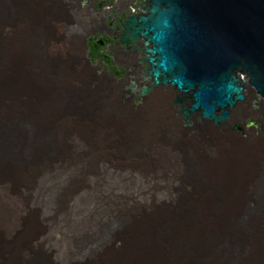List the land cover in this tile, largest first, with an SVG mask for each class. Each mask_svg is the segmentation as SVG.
<instances>
[{
	"label": "bare ground",
	"instance_id": "6f19581e",
	"mask_svg": "<svg viewBox=\"0 0 264 264\" xmlns=\"http://www.w3.org/2000/svg\"><path fill=\"white\" fill-rule=\"evenodd\" d=\"M61 1L67 3V0ZM75 1L77 14L70 16L69 30L76 33L79 28L83 49L79 50L80 40L75 43L66 40L71 46L69 53L76 55L84 68L100 71L109 86L101 89L77 81L71 93H62L57 106L69 115L56 120L61 126L97 123L82 113L91 111L98 116L103 115L104 109L120 107L122 123L174 122L178 118L161 117L174 108L184 124L197 123L211 129L209 124L231 123L233 114L238 117L240 108L249 102L247 93L248 89L251 91V84L242 76L233 98L211 101L203 95L207 81L202 75L182 71L177 61L151 47L146 12L157 0H144L137 14H131L126 5L106 12L101 1L95 2L91 9L83 0ZM63 15L59 9L58 17ZM90 37L95 38L96 48L100 47L104 53L106 67L92 65L88 55ZM1 42L2 39L0 48ZM27 56L32 64V53L28 51ZM34 67L40 73L45 66L41 60L30 65L31 75ZM27 80L28 88H32L31 77ZM116 88L120 90L119 101L113 93ZM139 113L149 117L135 118ZM106 120L118 123L109 117ZM28 122L29 127L19 124L15 112L6 108L0 99V124L8 126L0 143V264H23V256L33 246L45 248L47 255L44 259L38 256L36 264H165L169 257H175L178 241L185 240L202 223L196 201L178 203L175 200L161 208L151 205L153 187L161 181L152 176L155 168L147 167L150 175L146 178L140 168L134 174L131 173L134 167H121L118 159L103 166L108 172L101 175L92 166L88 147L83 148L87 155L68 157L69 151L60 140L63 136H59L56 149L49 151L39 120ZM236 128L241 127L236 125ZM135 133L128 135L132 139ZM92 138V135L81 137L82 142ZM262 204L264 207V198ZM256 221L250 214L238 228L253 233ZM235 242L238 241L235 239ZM248 247L250 250L251 244ZM229 250L225 264L244 261L259 264L257 260L252 263L254 254L247 260L252 251H243V258L238 249L237 252ZM212 255L207 264H214L215 253Z\"/></svg>",
	"mask_w": 264,
	"mask_h": 264
},
{
	"label": "rangeland",
	"instance_id": "374dc122",
	"mask_svg": "<svg viewBox=\"0 0 264 264\" xmlns=\"http://www.w3.org/2000/svg\"><path fill=\"white\" fill-rule=\"evenodd\" d=\"M75 5V0H67L65 4L61 0H0V39L3 41L0 99L3 104L15 112L23 126H31L28 121L32 119L39 120L47 150L56 149L59 136L64 137L60 140L69 151L68 157L87 155L83 148L88 147L92 153V166L101 175L108 172V169H102L103 166L118 159H121V167H134L131 170L134 174L140 168L146 178L150 175L148 168H155L152 176L161 180L153 187L154 202L151 205L155 208L175 200L178 203L196 201L202 223L197 224L185 240L178 241L175 257H169L165 264H207L214 253V264H225L229 249L239 250L243 257L249 244L252 252L247 255V260L254 254L252 263L257 260L264 264V103L253 99L248 89L249 102L240 108V115L235 117L233 114V120L226 126L209 124L211 129L197 123L184 124L174 108L161 115L167 119L178 118L174 122L122 123L120 107V111L104 109L103 115L98 116L91 111L82 113L97 123L61 126L56 120L69 115L57 106L63 94L71 93L78 82L101 89L109 82L100 71L84 68L76 55L69 53L71 46L66 40L73 43L80 40L79 50L83 49L79 28L76 33L69 30V18L77 14ZM87 7L91 9V6ZM59 9L64 13L63 18L58 17ZM28 51L33 56L32 64ZM38 56L44 70L39 73L34 67L31 75L28 68L39 61ZM97 61L92 65L106 67L102 59ZM29 76L32 88L27 86ZM113 93L119 101L120 90L116 88ZM141 108L143 105L138 110ZM108 117L118 123H109ZM134 117L147 119L149 115L139 113ZM250 121L255 124L249 125ZM7 128L0 124V143ZM131 132H136L135 138L129 137ZM85 135L94 138L82 142L81 137ZM250 214L258 221L252 231L254 234L246 232V228H238L239 224H245ZM44 249L33 246L31 252L23 256V264H36L38 256L44 259Z\"/></svg>",
	"mask_w": 264,
	"mask_h": 264
},
{
	"label": "water",
	"instance_id": "95a60500",
	"mask_svg": "<svg viewBox=\"0 0 264 264\" xmlns=\"http://www.w3.org/2000/svg\"><path fill=\"white\" fill-rule=\"evenodd\" d=\"M146 21L151 47L202 75L209 100L233 98L242 76L264 103V0H157Z\"/></svg>",
	"mask_w": 264,
	"mask_h": 264
},
{
	"label": "built area",
	"instance_id": "2783aa9c",
	"mask_svg": "<svg viewBox=\"0 0 264 264\" xmlns=\"http://www.w3.org/2000/svg\"><path fill=\"white\" fill-rule=\"evenodd\" d=\"M99 1L103 2V10L106 12L111 11L115 7L126 5L131 14H137L140 12L141 4L144 0H83V4L94 7L95 2Z\"/></svg>",
	"mask_w": 264,
	"mask_h": 264
},
{
	"label": "trees",
	"instance_id": "16d2710c",
	"mask_svg": "<svg viewBox=\"0 0 264 264\" xmlns=\"http://www.w3.org/2000/svg\"><path fill=\"white\" fill-rule=\"evenodd\" d=\"M96 41L94 37H90L88 39V45H89V50H88V55L89 57L93 60L96 61L98 59H102L103 61H105V56L104 53H102L100 50L101 48L97 47L96 48Z\"/></svg>",
	"mask_w": 264,
	"mask_h": 264
}]
</instances>
